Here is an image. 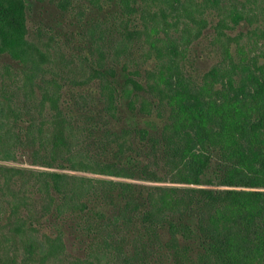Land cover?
I'll use <instances>...</instances> for the list:
<instances>
[{
  "label": "trees",
  "instance_id": "16d2710c",
  "mask_svg": "<svg viewBox=\"0 0 264 264\" xmlns=\"http://www.w3.org/2000/svg\"><path fill=\"white\" fill-rule=\"evenodd\" d=\"M42 1L0 0V264H264V0H55L94 26L69 82L32 59ZM166 11L211 47L151 38Z\"/></svg>",
  "mask_w": 264,
  "mask_h": 264
},
{
  "label": "rangeland",
  "instance_id": "374dc122",
  "mask_svg": "<svg viewBox=\"0 0 264 264\" xmlns=\"http://www.w3.org/2000/svg\"><path fill=\"white\" fill-rule=\"evenodd\" d=\"M53 1L55 0H43L41 4L37 3L32 5L28 23L29 37L27 38L30 44L36 49L32 59L37 64H41V70L47 75L48 79H63L66 82L73 81L74 79L79 80L81 75L89 74L87 69L98 56L96 54V48L94 47L95 42L90 44L92 37L91 31L88 30L94 29V26L90 25V27H87L85 25L77 28L76 22L74 25L70 23V17V20L67 18L68 21H63L59 8ZM159 5L161 8H165V5ZM69 11L71 12L69 14L71 17L76 16L80 18L83 16L81 12H85V21L89 19V14H92L94 19L98 17L96 13L90 12V5L88 3L80 0H71ZM165 13V17L162 16L158 19V26L151 30V38L156 37L157 41L164 40L165 43H174L178 47L186 43L188 39H191V54L197 52L193 49L195 45H199L197 50L199 47L202 49L211 47L210 44H212L215 36L213 30L209 32L211 29H208L197 37L198 34L194 30V26L190 30H187L183 22L180 23L177 21L169 11ZM214 16L216 17L215 12ZM215 21H217V18ZM213 23L215 24V22ZM237 33H232V36H235ZM40 53L43 54V57H41ZM198 56L202 55L197 54V64H195V67L203 73L214 62L209 64V55H203L204 59H201V61H199L201 57ZM137 57L139 56L137 55ZM212 59L216 61L217 57L214 56ZM0 66L14 67L15 74L20 73L16 72V63L12 62L7 56L0 57Z\"/></svg>",
  "mask_w": 264,
  "mask_h": 264
}]
</instances>
